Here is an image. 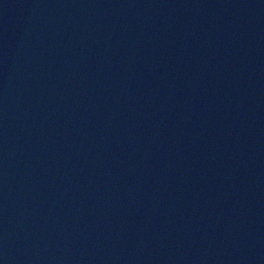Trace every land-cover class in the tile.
Wrapping results in <instances>:
<instances>
[{
    "label": "water",
    "instance_id": "95a60500",
    "mask_svg": "<svg viewBox=\"0 0 264 264\" xmlns=\"http://www.w3.org/2000/svg\"><path fill=\"white\" fill-rule=\"evenodd\" d=\"M0 264H264V0H0Z\"/></svg>",
    "mask_w": 264,
    "mask_h": 264
}]
</instances>
